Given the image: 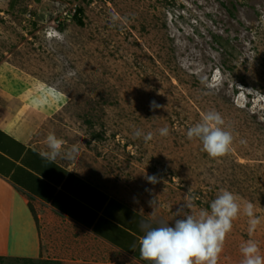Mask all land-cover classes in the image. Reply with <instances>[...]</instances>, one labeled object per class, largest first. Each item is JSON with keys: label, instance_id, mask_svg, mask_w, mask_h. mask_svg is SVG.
<instances>
[{"label": "rangeland", "instance_id": "374dc122", "mask_svg": "<svg viewBox=\"0 0 264 264\" xmlns=\"http://www.w3.org/2000/svg\"><path fill=\"white\" fill-rule=\"evenodd\" d=\"M210 110L233 136L215 159L186 136ZM0 125L41 151L54 132L78 151L56 160L159 223L228 190L241 213L218 264L249 240L264 256V0H0ZM37 230L42 260L137 264L54 213Z\"/></svg>", "mask_w": 264, "mask_h": 264}, {"label": "crops", "instance_id": "0c3cea01", "mask_svg": "<svg viewBox=\"0 0 264 264\" xmlns=\"http://www.w3.org/2000/svg\"><path fill=\"white\" fill-rule=\"evenodd\" d=\"M41 152L0 125V231L6 226L0 256H43L30 204L39 226L54 213L137 264H151L140 258L138 241L147 228L161 223L66 164L42 158Z\"/></svg>", "mask_w": 264, "mask_h": 264}, {"label": "clouds", "instance_id": "9594fccd", "mask_svg": "<svg viewBox=\"0 0 264 264\" xmlns=\"http://www.w3.org/2000/svg\"><path fill=\"white\" fill-rule=\"evenodd\" d=\"M121 19L118 14L112 15V20ZM150 107H160L155 101ZM225 121L220 113L210 110L204 113L200 122L189 127L186 136L189 140L197 139L202 144V150L210 158L223 157L231 150L233 142L232 133L224 127ZM168 128L159 129L160 136L168 135ZM135 135L141 133L137 131ZM152 133L145 135V140L152 138ZM48 151H42L40 156L46 160L54 161L58 157L73 159L78 155L75 146L64 150L65 141L49 132L45 138ZM149 183H156L157 178L147 176ZM240 198L228 191H221L211 201L208 209H201L198 216L184 214L182 218L175 219L171 226L161 223L158 227H149L139 238V255L142 260L151 264H218L220 253L223 251L227 234L232 230V221L241 213ZM153 205V201H149ZM180 207L176 215L181 216ZM243 215L248 217L249 232H253L259 224L254 215V205L244 202ZM243 256L241 264H264V256L260 255L258 244L249 240L241 245Z\"/></svg>", "mask_w": 264, "mask_h": 264}, {"label": "trees", "instance_id": "16d2710c", "mask_svg": "<svg viewBox=\"0 0 264 264\" xmlns=\"http://www.w3.org/2000/svg\"><path fill=\"white\" fill-rule=\"evenodd\" d=\"M82 9L78 8L75 10V12L72 14L73 19H75L78 23V25H83L82 23ZM29 210L33 216V219L38 226V219L36 217V214L31 207L30 204H28ZM0 264H61L60 261L56 260H42V258H37V259H31V258H9V257H1L0 256Z\"/></svg>", "mask_w": 264, "mask_h": 264}]
</instances>
